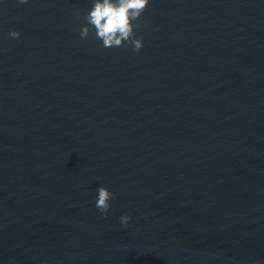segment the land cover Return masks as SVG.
<instances>
[{"label": "water", "instance_id": "1", "mask_svg": "<svg viewBox=\"0 0 264 264\" xmlns=\"http://www.w3.org/2000/svg\"><path fill=\"white\" fill-rule=\"evenodd\" d=\"M90 7L0 0V264H264V0Z\"/></svg>", "mask_w": 264, "mask_h": 264}, {"label": "clouds", "instance_id": "2", "mask_svg": "<svg viewBox=\"0 0 264 264\" xmlns=\"http://www.w3.org/2000/svg\"><path fill=\"white\" fill-rule=\"evenodd\" d=\"M29 0H20L21 4ZM150 0H91V7L85 15L86 23L81 26L80 36L86 38L91 33L100 40L101 46L120 47L127 42L133 51L143 47V38L136 35L140 27L139 18ZM9 35L18 38L20 33L12 30ZM114 193L104 185L96 189L95 206L105 215L111 207ZM131 217L127 214L120 217L122 225L127 226Z\"/></svg>", "mask_w": 264, "mask_h": 264}]
</instances>
